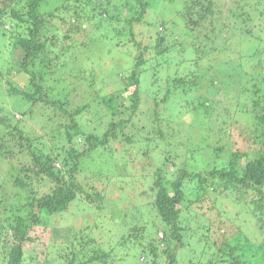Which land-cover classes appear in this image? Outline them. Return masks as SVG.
I'll return each instance as SVG.
<instances>
[{
    "label": "trees",
    "instance_id": "16d2710c",
    "mask_svg": "<svg viewBox=\"0 0 264 264\" xmlns=\"http://www.w3.org/2000/svg\"><path fill=\"white\" fill-rule=\"evenodd\" d=\"M155 1L163 5L162 10L153 9L152 0H0V129L7 135L5 125L10 127V121L20 142L25 141L15 153V145L0 137V155L6 161L5 166L0 164V264L107 263L108 252L89 254L94 237L87 224L69 239L51 242L50 228L42 227L47 233L41 240L35 232L76 201H84L99 212L105 209L106 195L94 183L117 168L113 162L122 150L112 146L116 140L124 148L122 155H142L140 167L155 165L157 156L153 155L159 150L164 154L160 165L150 168L155 170L154 181L145 175L139 183H147L143 193L156 194L152 205L167 237H152L149 222L154 220L145 214L143 202L138 203L136 216L124 224L127 234L122 236L123 241L135 242L149 238L144 252L153 258L150 264H264V236L252 241L242 227L233 233L227 229L230 222L236 223L246 213L256 218V225L264 232L262 89L255 85L257 98L252 100L251 110L247 109L255 127L249 139L258 144L256 150H230L229 139L211 136L205 138L209 143L206 150L190 148L182 140L184 134H178V129L184 130L179 116L186 105H194L196 100L209 116V107L232 100L226 96L235 88L222 80H206L209 72L201 63L211 53L228 57L225 48H230V41L239 47L247 42L263 43L264 0ZM171 9L176 15L169 18ZM49 23L57 31L47 32ZM215 32L228 35L224 45L211 40ZM116 53L122 57L125 64L120 63L126 72L102 70L100 61H113ZM259 53L258 60L264 64V47ZM249 55L245 48L240 49L237 60L225 65L230 63L237 73L250 62ZM216 56L210 58L209 67L222 66ZM177 58L187 70L184 74L178 72ZM72 65L77 68L76 75L67 72ZM59 72L64 76L57 77L59 85L53 86ZM61 78L69 80L71 89ZM73 86L83 92L78 95ZM116 89L125 93L128 106H120ZM55 94L78 105L68 108L67 102L52 96ZM23 102L54 104L64 112L59 129L49 128L51 143L44 134L31 136L19 125L22 118L34 115L33 108L20 110L17 118L6 116L10 115L7 104L18 108ZM226 106L228 110L220 108V116L231 115L230 106ZM218 118L210 116L208 122L198 124L197 131L214 129ZM95 123H104L102 134ZM197 133L203 138V133ZM98 149L112 153V163H107L106 169L96 166L100 160L91 156ZM256 152L258 156H254ZM194 163L208 168L197 170L191 167ZM226 203L232 204L234 211H228ZM188 235L195 238L198 248L189 244V237L185 241ZM33 242L39 251L26 249ZM187 246L194 255L188 253L183 258L180 251Z\"/></svg>",
    "mask_w": 264,
    "mask_h": 264
},
{
    "label": "rangeland",
    "instance_id": "374dc122",
    "mask_svg": "<svg viewBox=\"0 0 264 264\" xmlns=\"http://www.w3.org/2000/svg\"><path fill=\"white\" fill-rule=\"evenodd\" d=\"M154 5L153 9L159 11L162 10L163 5L160 2H157L155 0H152ZM219 3H221V0H218ZM166 9V8H165ZM164 11V10H163ZM156 12V11H155ZM174 11H172L167 15L170 17H174L176 14H172ZM163 13V12H162ZM172 14V15H171ZM164 15V13H163ZM182 23V21H180ZM47 32H54L57 31V28L54 27L51 23L48 24ZM255 29V28H254ZM257 29V27H256ZM239 31V30H237ZM227 34L222 33L219 34V32H215L213 35V38L211 39L215 44H221L224 45L225 42H222L223 39L227 38ZM260 36V35H258ZM216 38V40H215ZM231 45L230 48L226 46L225 50L228 52V57H219L215 55V53H211L208 56H206V59L202 60V67L209 72V79H214L216 82L222 80L228 83L231 88H235L230 96H226L227 98L231 97L232 100H224L222 103H218V106L215 105V107L210 109V115H206V108L203 105H200L196 100L193 101L194 105L185 106L183 111L180 112V119H179V126L182 124V127H184V130L181 131L178 129L179 136H182V140L184 142H188L190 148H204L206 150V146L209 144L207 143L208 140L205 138L211 136V138H221L229 139L231 142L230 150L231 149H237L240 148L242 150H249L254 151L258 148V144L251 143L249 137L253 135V132H255V127L252 126V118L250 117V113H248L247 109L251 110V103L254 98H257V96L254 94V90H256V86L260 87L262 91L260 92L261 95H264V64H261L258 60V56L260 55L259 50L264 47V42L258 43V44H251L250 42L245 43V45H237L236 42L230 41ZM211 43V46L214 44ZM244 48L248 51L249 60L250 62L244 63L241 67H239V71L237 73H234L235 71L232 68V65L227 64L228 61H234L237 60L236 52ZM201 49V48H200ZM207 51V50H206ZM214 52V51H213ZM193 52H191V55ZM241 55V54H240ZM238 55V58L240 57ZM253 55L254 57L252 58ZM217 57L219 64L222 66H215V67H209L211 66V59L212 57ZM113 61H100V66L102 67V70L104 67L106 69H116V70H123L125 71V65L123 66L121 63L123 61L120 54L116 53L113 57ZM178 59V58H177ZM130 60V59H128ZM114 61H118L116 63H113ZM127 61V60H126ZM180 59L176 61L175 64L179 68L178 72L181 74H184L187 72L185 70V67L183 68L182 65H179ZM121 62V63H120ZM182 63L184 61L181 60ZM125 64V63H124ZM111 66V67H110ZM129 66V65H126ZM208 67V68H206ZM77 68L73 65L69 67L67 70L68 73L72 75H76L78 72L76 70ZM194 73V68H190ZM189 69V70H190ZM101 70V71H102ZM104 72V71H103ZM166 71H163V73ZM191 72V71H190ZM191 75V73H190ZM55 79L53 82V86L58 84L57 77H63L64 75L59 72L55 75ZM114 77V76H113ZM115 78V77H114ZM63 84H67L69 80H66L64 78H61L60 80ZM110 84V82H109ZM108 84V85H109ZM112 84V83H111ZM107 85V86H108ZM70 85H68V89ZM113 86V84H112ZM75 88L74 91L77 92L78 95L83 92V90H80V93L78 92V88L76 86H73ZM59 88V87H57ZM111 85L107 87V89H110ZM220 88V87H219ZM116 94L118 96V103L120 106L123 104L125 106H128V100L125 93L120 91L119 89H116ZM211 94V92H208ZM202 94H206V91H203ZM224 94V93H223ZM212 95V94H211ZM217 95V94H216ZM56 98H61L63 101L67 102L68 108H75L78 104L75 100H72L71 98H65L63 95L55 94L52 95ZM208 101H211L208 97H206ZM226 99V98H225ZM205 100V99H204ZM213 101V100H212ZM176 102V98H174V103ZM228 104L230 106V109L232 111L230 116H227L226 114L223 116L220 111V108H223V110L227 109L226 106ZM195 106V107H194ZM9 108V114L6 115L9 118L20 117L19 114L20 110H26L29 108H33L34 115H27L26 117L22 118V121L19 123V125L23 128L25 127L27 134L31 136H35L37 133L44 134V137H46L50 143L52 140L50 139L52 135V131L49 130V128H58L60 127V124H63V120L60 118L63 116L64 112L61 110L60 107L55 106L54 104H44V103H37L35 105H31L30 103L23 102V105L21 107H15L12 106V103L7 104L6 106ZM145 105H142V109H145ZM20 108V109H19ZM121 109H123L121 107ZM225 111L224 113H226ZM206 115V116H205ZM215 115L218 116L220 122H216L217 125L214 129H209L208 127L204 128V130L197 131L199 126L198 124H201L202 122L206 121L208 122L210 119V116ZM117 120L119 119L116 117ZM149 120V123L152 122V118H147ZM115 120V119H114ZM11 123L12 125L6 126L5 129L7 132V135L1 131L0 129V137L5 138L7 141V144L15 145V153L21 148V144L25 143V141L20 142L19 140V133L16 131L13 127L14 124L10 121H7ZM136 126H134V129H137L138 122H135ZM103 124L95 123L94 127L99 129L100 132L98 134L103 133ZM93 127V126H92ZM90 130L92 128H89ZM244 129L243 131H241ZM48 130V131H47ZM196 130V133L193 131ZM55 131H57L55 129ZM54 131V132H55ZM137 131V130H135ZM134 131V132H135ZM51 133V135L49 134ZM53 132V133H54ZM203 133V138L199 137L197 135L198 133ZM48 135V136H46ZM202 142H198V141ZM213 140V139H212ZM211 140V141H212ZM54 140V144H55ZM118 140L112 143V146H118L119 148L117 150H122V154L124 153L122 146L117 145ZM25 145V144H24ZM257 146V147H256ZM24 147V146H22ZM61 149V148H58ZM57 149V150H58ZM136 151V149H133ZM179 150L181 151L180 147ZM182 152V151H181ZM230 152V151H229ZM121 153H116L115 155V162L113 164L117 167L115 170L111 173H108L109 175L105 176L102 181H97L94 184H96V188H98L99 191H102L106 195L105 200V209L101 212L97 210V208H89L90 205L84 201H76L73 204L70 205L69 210L63 215L52 217L48 221H45L44 224L39 228H37L35 235L37 238L41 240L42 237L46 235V230H43L42 227H48L50 228L48 231V240L51 242L53 240L58 239H69L71 237V234L84 225L90 226V234L92 237H94L93 245L89 249V251H86L85 256L89 253L92 255L94 252H101L106 251L109 253V257L107 260V263L105 264H150V261L153 260L149 252H144L145 243H149V238H143L142 240L135 242L134 240L129 241H123L122 236L124 234H127L125 231L124 224L127 222V220L133 219L137 214L138 209V203L142 205V208L146 215H149V220H154V222L151 224L149 222V227L152 226V232L151 235H153V238H162L159 234V231H164V238L167 237L166 230L164 229L163 223L160 222L159 216L156 214V210L153 207V201L155 200V193L147 194L143 193L145 190H147V183H139V181L142 179V177L145 175H148L149 180L154 181L153 174L154 169H150L157 164L160 165V163L164 159V154H162V151L159 150L156 154L153 155V157L157 156L156 164L152 165L150 168H146V161L144 160L145 165L142 167L140 163L141 162V154L138 152L136 155L133 153L132 155H122ZM185 153V152H184ZM183 154V158L185 159V154ZM229 155V153H228ZM227 155V156H228ZM94 157V159H99L100 161L96 164V166H103L105 169L108 167L109 162L112 163L111 156L112 153L108 150L100 151L99 149L92 153L91 155ZM90 156V157H91ZM214 157V154H212ZM254 156H258V153L256 152ZM0 164L2 162V165L5 166L6 161H4V156L0 155ZM103 161H102V160ZM182 160V159H181ZM180 160V161H181ZM212 160V159H211ZM219 159H217L215 162H217ZM245 161V160H244ZM242 161V164L244 163ZM183 162V161H182ZM181 162V163H182ZM214 162V163H215ZM3 166H0L3 167ZM191 167L196 168L197 170H202L208 168L206 164L202 163H194ZM143 173V175H142ZM150 173V174H149ZM142 175V176H141ZM141 176V177H140ZM110 178L109 181L105 180L106 178ZM140 178V179H139ZM83 182L88 187V180L85 176H83ZM150 183V182H149ZM144 200L146 202H144ZM107 202V203H106ZM225 208H228V211H234L233 208H235L232 204H225ZM230 211V212H231ZM195 213V212H193ZM215 216V215H213ZM144 219V217H143ZM192 226L195 227L194 223H191ZM240 227H242V231L246 232L250 239L252 241H258L262 239L264 236V232H261L259 227L256 225V218L252 216L251 214H243V217L241 219H237V222L235 221L230 222L228 225V231L233 233L235 231L240 230ZM188 236L185 237V241H188ZM189 244L194 246V237H189ZM221 240V238H220ZM145 242V243H144ZM177 243V242H176ZM51 245V243H50ZM175 245V244H173ZM26 249L31 252L32 249L35 251L36 249V242L30 243L26 246ZM190 246L186 247L185 249H181L180 253L181 256L187 257L188 253L194 255V251L190 250ZM31 250V251H30ZM38 250V249H36ZM40 250V249H39ZM38 250V251H39ZM32 251V252H33ZM29 254V253H28ZM35 254H39L38 252H35ZM89 255V256H90ZM143 255H146L147 258H144ZM30 256V255H29ZM166 258V257H165ZM165 258H162V261H165ZM39 261V259H37ZM161 260V259H160ZM35 261H31V263H35ZM90 264H104L103 261L96 260L95 263Z\"/></svg>",
    "mask_w": 264,
    "mask_h": 264
},
{
    "label": "built area",
    "instance_id": "2783aa9c",
    "mask_svg": "<svg viewBox=\"0 0 264 264\" xmlns=\"http://www.w3.org/2000/svg\"><path fill=\"white\" fill-rule=\"evenodd\" d=\"M159 234L162 236H164V232L163 231H160Z\"/></svg>",
    "mask_w": 264,
    "mask_h": 264
},
{
    "label": "clouds",
    "instance_id": "9594fccd",
    "mask_svg": "<svg viewBox=\"0 0 264 264\" xmlns=\"http://www.w3.org/2000/svg\"><path fill=\"white\" fill-rule=\"evenodd\" d=\"M57 166H59V163H57ZM160 232V231H159ZM164 236H162V238H163Z\"/></svg>",
    "mask_w": 264,
    "mask_h": 264
}]
</instances>
